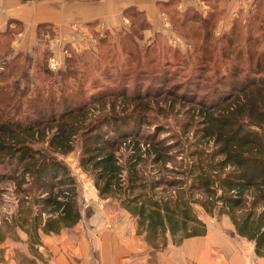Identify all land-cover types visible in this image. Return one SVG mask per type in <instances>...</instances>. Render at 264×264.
<instances>
[{
    "label": "trees",
    "instance_id": "obj_1",
    "mask_svg": "<svg viewBox=\"0 0 264 264\" xmlns=\"http://www.w3.org/2000/svg\"><path fill=\"white\" fill-rule=\"evenodd\" d=\"M204 1L203 13L193 5L178 12L195 42L187 65L174 49L162 51V65L156 61L161 34L140 46L133 31L120 29L121 56H106L122 58L117 71L88 74L105 54L69 44L64 68L54 70L48 64L52 24L39 22L46 76L31 80L29 53L11 45L17 31L9 25L0 31V192L10 183L17 198L0 217V244L9 237L25 242L22 264L46 262L43 235L72 229L82 218L79 184L64 160L76 147L98 195L135 219L151 253L206 234L194 210L199 204L206 213L227 215L264 259V47L257 51L252 43L264 29L237 39L238 26L251 32L264 24V0H253L219 36L213 34L228 0ZM172 2L178 0L160 4ZM130 7L144 15L142 32L149 25L145 14L134 5L124 13ZM88 24L96 48L109 44L108 32L100 35L95 21ZM88 53L98 58L91 61ZM19 80L25 81L21 89Z\"/></svg>",
    "mask_w": 264,
    "mask_h": 264
},
{
    "label": "rangeland",
    "instance_id": "obj_2",
    "mask_svg": "<svg viewBox=\"0 0 264 264\" xmlns=\"http://www.w3.org/2000/svg\"><path fill=\"white\" fill-rule=\"evenodd\" d=\"M39 1H44L43 4L41 5L42 6L44 4L47 5L46 7H48V9L53 8L52 11L54 9H60L63 12H65V14H70V18H73V19H66V20L63 18V20L59 21L58 23L61 26L56 25V23L55 24L51 23L53 33L48 39L49 40L48 48L51 50V53L53 51V53L56 54L59 61L62 59V53H60V48L64 42H67L69 40L71 35L73 36L75 40H78V44L80 46L87 44L83 49L93 50L94 53L95 51L98 50L97 51L98 55L105 54V58L103 60H99V63H95V62L90 63V65L86 69V71H91L88 74H92V73L96 74L97 70H102V69L106 71V73H110L113 71H117L119 67H122V64H123L122 58L117 57V56L113 57L112 55V53L116 51L117 55L121 56L120 53L118 52V49H119L117 45L118 35H116L118 30L120 29H125L129 32L133 31L131 34L132 42L137 43L140 46H145V43H149L148 40L154 37V35L161 34V36L164 37L163 38L164 40L159 41L158 44L156 42L154 46L156 53H158L155 55L157 57L156 61H158L160 65H162V63H164L165 61L164 58L160 57V54H162V51L164 50L173 51V49L180 52L179 54L176 53L177 58H179L185 65H187L186 58L191 53L189 51L193 49L195 46V42H193L188 36L185 35V31H187L184 27L185 23L184 22L182 23L181 16H178L179 14L178 12H182L184 8L186 7V5H184V1L180 3L178 0L177 4L172 2L170 5H167L166 7L160 4V0H157L156 3L158 7L157 8L158 12H157V20L155 22V27H152L148 19V16L146 14V11L142 10L149 24L148 26H145V28H143L142 32H140V26L145 24L144 15L140 14V11H137L136 13L133 12L132 7H130V9L126 13H124V8L126 6L123 7V9L118 8L117 11L113 12V14L116 17L114 15H112V17L115 20L119 19V23H120L119 28L108 30L103 20L99 19V21H95L96 24L98 22L102 23V25H99V24L97 25V29H102L104 34L108 32L110 36V38H108L109 44L103 43V44H100V47L99 45H97V48H96V37H95L94 32L91 37L85 36V33L87 32V30L84 27L82 28L79 27L78 25L79 19H77V17H79L80 10H78L73 4H71L72 1L74 0H38V3ZM219 1H220L219 2L220 5L224 4V0H219ZM230 1L231 0H229L226 10L224 9V13L219 18L216 24L214 34H213L215 36H219L220 34L224 32V30L228 29V27L232 25L234 18L236 16L233 19H230L231 11L237 10V15H239L240 12L246 14L249 11V8H251L253 5L252 0H233L229 7ZM98 3H99L98 0H87L84 8L88 6L92 8L90 5H93L94 6L92 8L93 11L94 9L97 10L96 6H98ZM232 7H236V8L231 9ZM196 8H198L203 13L207 9V4L205 3L204 0H201V2L197 5ZM227 24H229V26ZM263 29H264V24H260L259 27H255L253 31L251 32H248L247 28L238 26L237 39L241 40L242 35H244V33L246 34V32L254 35V33H260L261 30ZM94 31L96 33H100L98 30L95 29V27H94ZM140 33L142 36L138 40V35H140ZM62 37H65V38L63 39ZM53 38L54 39L57 38L58 41L57 40L53 41ZM112 40L114 42V45H112ZM252 43H254L253 47L257 51H259V49L264 47V35L259 37L258 43H255V41ZM14 47L15 49L17 47H22L24 48V50H26L29 53L30 55L29 65L33 63V68H32L33 70H31L30 72L31 74L29 76L31 80L34 79L35 77L43 78L46 76V74L43 72V70L46 69L45 68L46 52L44 50L45 48L37 44V40H34V35L32 33L31 34L27 33L24 35V37H20L18 42L14 43ZM109 51H111L112 53L108 56V58H106L107 53ZM192 52L194 51L192 50ZM94 53H88V55H85V56H89L92 61V59L98 58L96 54ZM171 54L172 52H170L166 56L170 57ZM181 55H186V56L183 57ZM170 59H172L174 62L173 58L170 57ZM37 61L39 63L36 64ZM219 65L224 66L222 62H219ZM150 66H154V65L151 63ZM59 67L64 68V65L62 62H60ZM79 69L83 73L84 69H82L81 67ZM16 76H18V74ZM133 79L135 78H132L129 80L130 88L133 87V83H134ZM79 82L80 80L78 78L77 83ZM116 82H119V80H116ZM91 83L92 82L88 80L86 81V85H88L89 87H91ZM24 84H25L24 80L20 81L19 89H21ZM64 160L69 164L73 174L75 175L78 181L79 188H80V194L82 197L81 198L82 199V215L84 213L87 214L88 212V215H90L91 217L90 222L87 223L88 225H92V226L101 225L103 226V228L105 227V229L106 228L108 229L112 227L113 224L116 225L114 221L117 222L116 220H118V222H120L122 220L123 226L125 224L127 226L133 225L136 228L135 219L130 214L126 213L124 209L120 208L116 203L115 204L111 203L109 199L100 197L97 191L94 192L91 185H88V187L86 188L85 183L87 184L90 183L92 181V178L79 164V148L78 147H76L74 150L66 154L64 156ZM84 185H85V188H83ZM5 187L6 188L2 192H0L1 193L0 194L1 196L0 217L4 212H10L15 207V204L17 201L16 196L13 194L12 184L8 183L6 184ZM83 193L90 196L89 201L83 198ZM194 210L205 221L207 229H209V231H212V233L214 234L213 236L220 235L219 238L224 241L220 249L214 248L212 252L210 250L209 256H211L212 259H214V261L217 262V264H229L230 263L231 254L229 251V248H230L229 245H231V247L235 246L236 248L239 249V252H240L239 257L242 258L241 260H243L245 264H264V259L255 254L253 250V243L251 241H248L246 238L237 235L235 232L231 233L232 231H234V226L227 215L206 213L205 210L199 204L194 205ZM20 233L24 235L23 232H20ZM204 235H198L196 238H193V239H197V240L203 239L204 240V238L208 236V232L206 233L205 236ZM143 242L145 243L144 240ZM3 243L4 245H2ZM14 243L16 244V246H14ZM22 243H23L22 240L13 239L9 237V238H6L3 242H1L0 245L2 247H5L7 245L8 247L11 248L10 249L11 252L12 251L14 252V250L16 252L18 251L17 247L19 248L23 247ZM208 243H211L212 245L216 243L215 241H213L212 235L208 238ZM181 248H182V244L181 245L169 244L164 250L151 254L150 249L146 245L144 254H146V259H147L148 264H165V263L173 264L174 262L172 261L175 260L176 258L179 259L180 257ZM225 248H227V250H225ZM14 256L19 258L20 257L19 252L14 253ZM10 257H13V256L10 254ZM49 258L50 256L48 257V259Z\"/></svg>",
    "mask_w": 264,
    "mask_h": 264
},
{
    "label": "crops",
    "instance_id": "obj_3",
    "mask_svg": "<svg viewBox=\"0 0 264 264\" xmlns=\"http://www.w3.org/2000/svg\"><path fill=\"white\" fill-rule=\"evenodd\" d=\"M86 1L74 0L71 3L80 10L79 17H77L79 22L88 24L89 21H99L101 19L105 22L108 30L117 29L120 27V23L119 19L115 20L112 17L113 12L117 11L118 8L123 9L127 5H134L138 9L146 11L152 27H155L158 12L157 0H98L97 10L94 9V11L92 9L93 5H90L92 8L89 6L84 8ZM182 1H184V5L195 7L201 2V0H179L180 3ZM232 1H230L229 7ZM43 2L39 1L38 3V0H0V31H3L7 25L15 28L17 32L11 41L14 49V43L18 42L20 37H24L27 33H32L34 40H36V26L39 22H51L59 25V21L63 18L65 20L73 19L70 18V14H65L60 9L52 11L53 8L48 9L45 4L42 6ZM228 2L229 0L226 2V7ZM235 8L232 7L231 9ZM230 16V19L237 16V10L231 11ZM227 25L229 26V24ZM17 49L24 48L17 47L15 50ZM125 212L128 213L126 210ZM90 220L91 217L87 212V214L82 215L80 221L72 229L43 235V245L40 248L44 252L50 251V258L46 262L38 261L36 264H148L146 254H144L146 244L143 242L142 236L137 233L135 226H127L126 224L123 226L122 220L120 222L116 220L117 222L114 221L116 225L113 224L112 227L105 229L101 225H88L87 223ZM207 232L208 236L204 240L193 239L198 235L184 239L180 257L173 260V264H217L209 256L210 250L212 252L214 248L220 249L224 241L219 238L220 235L213 236L214 234L209 229H207ZM211 235L213 241L216 242L214 245L208 243V238ZM22 237H25V234ZM22 244L23 247H17L18 251L16 252L28 255L26 243L23 242ZM14 246H16L15 243ZM229 246L231 254L229 264H245L241 260L242 258L239 257V249L235 246ZM10 249L7 245L3 247L0 264H22V260L14 256L15 250L12 253ZM10 254L13 257H10Z\"/></svg>",
    "mask_w": 264,
    "mask_h": 264
},
{
    "label": "built area",
    "instance_id": "obj_4",
    "mask_svg": "<svg viewBox=\"0 0 264 264\" xmlns=\"http://www.w3.org/2000/svg\"><path fill=\"white\" fill-rule=\"evenodd\" d=\"M102 25V23L101 22H98L96 25H95V29L96 30H98L100 33V35H102L104 32L102 31V29H97V25ZM78 25H79V27H84L86 30H87V32L85 33V36H89V37H91L92 35H93V32H91L92 30L90 29V26H89V24H87V23H85V22H79L78 23ZM91 30V31H90ZM70 35H71V33H70ZM76 37V36H75ZM78 39V38H77ZM54 40H57V38H53V41ZM58 41V40H57ZM56 41V42H57ZM174 41V40H173ZM80 42V41H79ZM175 42V41H174ZM70 45L71 47H73L74 49H76V50H81V49H83L87 44H85V45H82V46H80L79 44H78V40H75L74 38H73V36L71 35V37L69 38V40L67 41V42H64L63 44H62V46H61V48H60V53H62V59L59 61V59H58V57L56 56V54H54L53 53V51H52V53H51V55L49 56V66H50V68H52V69H54V70H58V69H60V67H59V65H60V62H62V63H64V58L63 57H65V56H69V55H71V51H70V49L69 48H67V46L66 45ZM85 185H86V188L88 187V185H91L92 186V189L94 190V192L95 191H97V189H96V187H95V185L92 183V181L90 182V183H85ZM85 185H84V187L83 188H85ZM83 198L85 199V200H88L89 201V199H90V196H88L87 194H85V193H83Z\"/></svg>",
    "mask_w": 264,
    "mask_h": 264
},
{
    "label": "water",
    "instance_id": "obj_5",
    "mask_svg": "<svg viewBox=\"0 0 264 264\" xmlns=\"http://www.w3.org/2000/svg\"><path fill=\"white\" fill-rule=\"evenodd\" d=\"M234 231H232L231 233H233Z\"/></svg>",
    "mask_w": 264,
    "mask_h": 264
}]
</instances>
